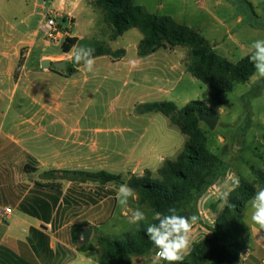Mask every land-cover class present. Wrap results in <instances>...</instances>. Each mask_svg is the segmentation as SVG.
Listing matches in <instances>:
<instances>
[{
	"label": "crops",
	"instance_id": "0c3cea01",
	"mask_svg": "<svg viewBox=\"0 0 264 264\" xmlns=\"http://www.w3.org/2000/svg\"><path fill=\"white\" fill-rule=\"evenodd\" d=\"M35 7L44 9L37 3ZM50 12L54 13L58 27L62 20L65 21L59 27L65 30L60 41L48 40L45 33H41L45 22L40 30L28 31L25 40L19 41L14 48H0V206L12 209L8 218L0 217V264H98L97 248L79 251L85 245L82 234L92 229L89 243L95 246L96 237L103 235L107 221L115 216L118 190H108L110 185L69 181L62 179L60 173L52 176L50 172L105 171L114 174L127 170L128 174L141 177L146 171H158L166 160H171L153 155L160 151L163 143L166 152H181L173 147L169 131L166 135L155 132L150 141H143L144 134H133V128L124 129L123 123L137 114L135 89L141 79L148 78V71L142 67L144 61L161 54L166 62L163 67L167 70V78L161 82L158 93L168 97L173 85L180 83L181 77L188 73L187 49H160L140 58L138 46L142 37L136 34L135 41L128 40V35L136 29L112 41V29L93 1L55 0ZM101 26L108 28L110 43L107 48L124 50L125 54L117 59L95 58L94 72L89 73L80 65L74 67V75L67 76V65L73 62L71 51L62 52L63 40L76 38L75 47H79L83 41L97 39ZM185 26L201 34L194 27ZM118 41L122 42L120 49L111 47ZM209 42L220 56L229 60L235 57V51L225 46L224 41L212 39ZM58 44L60 49L55 53L53 45ZM46 60L51 62L50 69L41 66ZM63 61L66 63L64 71L53 67L54 63ZM175 72H181V77L173 84L171 77ZM124 89H128L126 103L133 106L131 109L124 107ZM109 102L120 104V108L110 112ZM144 115L137 114V117ZM113 119L120 127L107 129L108 121ZM96 123L98 125L93 126ZM141 147H144L143 158L138 156L136 166L131 168L132 158ZM222 172L219 180L197 201L198 219L191 229V244L186 256L195 245L211 238L217 218L242 181L235 178V173ZM236 176L241 178V175ZM133 201L138 204L137 196ZM81 224H88V227L80 229L75 244L73 227ZM243 230L250 252L245 264H264V229ZM133 264H144V259L134 258Z\"/></svg>",
	"mask_w": 264,
	"mask_h": 264
},
{
	"label": "trees",
	"instance_id": "16d2710c",
	"mask_svg": "<svg viewBox=\"0 0 264 264\" xmlns=\"http://www.w3.org/2000/svg\"><path fill=\"white\" fill-rule=\"evenodd\" d=\"M95 5L112 29V41L132 29L141 33L142 39L138 46L140 58L148 57L160 49H187V71L209 88V95L205 101L190 102L182 109H178L173 102L137 106L135 112L138 115L160 113L187 137L178 156L173 160H166L158 170V178H153L150 171H146L141 177L129 175L126 179L105 171L50 172V175L60 173L62 179L99 183L103 186L119 187L121 183L127 182L135 190L139 205L163 214H168V209L175 207L178 214L192 216L195 213L193 204L196 206L202 193L215 184L223 173L222 160L207 148L198 113L218 117L214 109L223 104L222 96L231 92L235 85L249 82L255 72L253 65L247 57L238 62L220 57L198 31L177 23L169 16L149 13L144 7L136 5L135 0H96ZM63 22L65 23L63 20L59 23V27ZM76 44V38H65L61 46L62 52L68 54ZM124 54V50L112 51L105 46L95 48L94 52L95 58L108 56L117 59ZM78 66L80 65L75 63L67 65L65 74L74 75V67ZM259 159L262 168H251L256 181L251 183L242 180L239 183L235 195L228 200L217 218L211 238L195 245L183 264L240 263V255L246 249V244L239 220L244 216L255 191L264 188V155ZM149 221L154 222L151 219ZM85 227L88 224L73 227V243H78L79 231ZM145 228L144 222L139 227L133 225L132 229L116 240L103 235L97 236V246L88 243L81 246L79 251L87 252L98 248V264H133L134 258H143L144 264H150L154 248Z\"/></svg>",
	"mask_w": 264,
	"mask_h": 264
},
{
	"label": "rangeland",
	"instance_id": "374dc122",
	"mask_svg": "<svg viewBox=\"0 0 264 264\" xmlns=\"http://www.w3.org/2000/svg\"><path fill=\"white\" fill-rule=\"evenodd\" d=\"M54 1L0 0V48H3V46L14 48L19 41L25 40L28 31L35 28L40 30L41 24L47 22L48 18H55L54 13L50 12L51 4ZM87 1L95 2L96 0ZM36 3L42 7L44 6V9L36 8ZM136 3L144 6L150 13L171 16L182 25H189L200 30L206 40L212 41V39H216L224 41L225 46L227 45L235 51V57L232 60L225 58L231 62H238L240 59L247 57L245 54L248 53V46L252 41L264 39V0H137ZM75 16L80 18L78 13H75ZM97 22L99 23V18H97ZM99 28L100 35L97 39L83 41L79 47L87 46L94 49L100 46L108 47L110 43L108 28L104 26ZM41 33L44 35V32ZM131 34H134V37L132 38V35H128L130 42L132 40L135 41L136 34L142 37L138 30ZM121 45L122 42L118 41L112 44L111 47L120 49ZM59 49V44L53 45L55 53ZM182 49L185 48H180L179 50L183 51ZM215 52L218 54L216 50ZM221 52L223 53V51ZM160 56L161 54L155 59L144 61L142 64L143 69L148 71V78L141 79L139 87L135 89L137 94L134 99L135 104L168 101L173 102L178 109H182L190 102L205 101L208 98L209 88L195 79L189 72L182 77L180 76L181 72L173 73L171 77L172 83L175 84L179 77H181V81L173 85L174 89L171 91V96L167 97L164 93L159 94L158 89L162 84L161 82L167 78V70H164L163 67L166 62ZM127 92L128 89H124L122 94V98L125 99L124 107L125 109H131L133 106L126 103ZM222 100L223 104L214 109L219 117L215 129L210 130L208 126L200 122V129L206 138L207 148L211 153L220 157L223 164L222 168L225 172L235 173V178L238 181L255 182L256 178L251 168H262L263 165L259 157L264 155V79H258L254 75L249 82L235 85L231 92L222 96ZM107 108L112 112L113 108L118 110L120 104L109 102ZM97 125V123L93 124V126ZM128 126L133 128V134L136 133L137 136L144 134L145 140L143 141H146V139L150 141L152 134L155 132L166 135L167 131H169L173 139V147H178L179 151L183 150L187 140V137L180 129L172 125L170 120L160 113H151L139 117L135 114L131 119L124 121V129ZM106 127L114 130L119 128L120 124L116 126L113 119L108 121ZM162 140H165V138H162ZM113 147L114 145L111 146V148ZM169 149H171V146ZM143 150L144 147H141L140 152L133 156L131 168L136 166L135 162L138 156L143 158ZM179 153L169 150L166 152L163 143L160 151L153 155L172 160ZM127 172V170L123 172L118 170L113 173L126 179L129 175H132ZM151 174L153 178H158V171ZM236 175H241V178L239 179ZM91 188L96 189L95 185H91ZM118 188L110 185L108 190H118ZM136 208L145 211L149 220L151 219L149 209L130 200L129 209ZM193 209L195 210L194 215L196 214L197 216L195 204H193ZM248 209L249 204L245 209L244 216L239 220L242 227L259 228L258 225L250 220ZM123 212H125L124 215H122ZM130 215V211L118 205L114 218H110L107 221L103 235L116 240L123 233L132 229L130 228L132 224L129 223ZM195 226L192 228H195ZM95 245L97 246L96 241ZM92 256L96 257V254Z\"/></svg>",
	"mask_w": 264,
	"mask_h": 264
},
{
	"label": "clouds",
	"instance_id": "9594fccd",
	"mask_svg": "<svg viewBox=\"0 0 264 264\" xmlns=\"http://www.w3.org/2000/svg\"><path fill=\"white\" fill-rule=\"evenodd\" d=\"M95 49L87 46L73 47L70 52L72 62L81 65L89 73L95 71ZM249 62L255 70L258 79H264V39H256L248 46L246 53ZM239 182L237 181V184ZM135 190L127 182L119 185L117 203L123 209L131 212L129 223L139 227L141 222L146 224L145 232L154 248L152 264H183L191 244L190 233L197 222L196 215H180L175 207L168 209V214L157 211L151 212V221L145 211L139 208L129 209V201L136 199ZM227 194H225V199ZM249 204L250 220L264 229V188H258Z\"/></svg>",
	"mask_w": 264,
	"mask_h": 264
},
{
	"label": "built area",
	"instance_id": "2783aa9c",
	"mask_svg": "<svg viewBox=\"0 0 264 264\" xmlns=\"http://www.w3.org/2000/svg\"><path fill=\"white\" fill-rule=\"evenodd\" d=\"M44 33L48 40L60 41L63 38V31L59 29L55 18H48L47 22L44 24ZM12 214V209L9 207L0 206V217L8 218ZM249 250L246 248L242 251L240 255V263L245 264L249 257Z\"/></svg>",
	"mask_w": 264,
	"mask_h": 264
},
{
	"label": "water",
	"instance_id": "95a60500",
	"mask_svg": "<svg viewBox=\"0 0 264 264\" xmlns=\"http://www.w3.org/2000/svg\"><path fill=\"white\" fill-rule=\"evenodd\" d=\"M43 69H50L51 62L49 60L43 61L41 63ZM53 67L57 70L64 71L66 68V63L57 62L53 64ZM200 122L204 123L210 130H214L219 121V117L210 116L208 114L198 113ZM92 235V229H87L82 234L83 244H88Z\"/></svg>",
	"mask_w": 264,
	"mask_h": 264
}]
</instances>
